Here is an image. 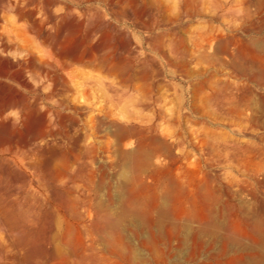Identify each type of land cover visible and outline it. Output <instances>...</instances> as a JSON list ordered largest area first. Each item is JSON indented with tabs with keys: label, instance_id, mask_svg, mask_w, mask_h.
<instances>
[{
	"label": "rangeland",
	"instance_id": "obj_1",
	"mask_svg": "<svg viewBox=\"0 0 264 264\" xmlns=\"http://www.w3.org/2000/svg\"><path fill=\"white\" fill-rule=\"evenodd\" d=\"M183 1L0 0V264H224L239 206L264 219V0ZM154 135L171 149L125 168ZM172 178L197 212L218 195L217 233L173 227Z\"/></svg>",
	"mask_w": 264,
	"mask_h": 264
},
{
	"label": "bare ground",
	"instance_id": "obj_2",
	"mask_svg": "<svg viewBox=\"0 0 264 264\" xmlns=\"http://www.w3.org/2000/svg\"><path fill=\"white\" fill-rule=\"evenodd\" d=\"M193 1H197V0H184L183 1V4L184 6L187 8V9H190L191 8V5H192V2ZM259 3V2H258ZM262 3V2H261ZM258 5V4H257ZM261 7V6H259ZM248 9H251V8H248ZM248 9H244V14L247 15L248 13H250V11ZM261 10V9H260ZM259 10V11H260ZM194 14V12H193ZM192 14V15H193ZM198 13H195V15L197 16ZM13 34V33H12ZM16 34V33H15ZM21 35H19L20 37ZM10 37V36H9ZM8 39V38H7ZM11 39V38H10ZM222 41V40H221ZM219 41V42H221ZM229 41V40H228ZM227 41V42H228ZM25 42V41H24ZM231 42V41H230ZM222 43V42H221ZM229 43V42H228ZM9 44V43H8ZM27 44V43H26ZM231 44V43H230ZM225 45V44H224ZM223 45V46H224ZM217 46V44H216ZM222 44L220 47H223ZM227 46V45H226ZM226 46L225 49L224 48H220V49H224L226 50ZM197 47H200L201 48V45L200 46H197ZM219 46H217L218 48ZM11 49V48H10ZM30 50V49H29ZM223 50V52H225ZM26 52V51H25ZM216 52V50H215ZM217 53V52H216ZM221 53V52H220ZM218 54V55H221V54ZM206 55V53H205ZM214 55V54H213ZM212 55V56H213ZM236 55V54H235ZM207 56V55H206ZM205 56V58H206ZM216 56V55H215ZM214 56V58H215ZM209 58V56H208ZM207 58V59H208ZM212 59V58H210ZM39 60V59H38ZM209 60V59H208ZM221 60V59H220ZM233 60V59H231ZM40 61V60H39ZM224 61V60H222ZM236 61V60H235ZM233 61V64L234 62ZM238 62V61H237ZM224 63V62H223ZM232 63V61H231ZM244 63V61H243ZM233 66V65H232ZM251 66V65H249ZM235 67V66H234ZM233 67V69L235 70V68ZM243 67V66H242ZM248 67V65H247ZM246 67V68H247ZM238 69V68H236ZM250 69V67H249ZM252 69V68H251ZM245 70V69H244ZM255 70V68H254ZM264 70V69H263ZM243 71V69H242ZM246 71V70H245ZM243 71V72H245ZM258 71V70H257ZM239 72V71H238ZM241 72V71H240ZM261 72V71H260ZM258 72L260 75L261 73ZM247 73V72H246ZM256 73V71H255ZM254 72H252L253 77L257 76L258 73H256L255 75ZM264 73V72H263ZM262 73V74H263ZM242 74V73H241ZM249 74V73H248ZM251 74V72H250ZM252 74L250 76H252ZM245 75V74H244ZM259 76V75H258ZM249 77V76H248ZM260 77V76H259ZM250 78V77H249ZM262 78V77H261ZM253 79V78H252ZM245 89V88H244ZM217 91V90H216ZM250 91V89H249ZM249 91L248 89L246 90V96H250L249 94ZM251 93V92H250ZM220 95V92L217 91L215 92L214 96L212 97L213 99H218ZM247 96V99H244V101L242 102H239L238 104L242 107H245L247 110L251 109L250 111L252 110H257V104H255L253 101L249 100L250 98H248ZM204 97V96H203ZM243 97V96H242ZM251 97V96H250ZM252 98V97H251ZM243 99V98H241ZM254 99V98H253ZM261 99V98H260ZM209 99H206L205 102L207 101L208 102ZM219 101H228L227 99L223 98V97H219L218 99ZM255 100V99H254ZM263 102V103H262ZM260 103V105L263 106L264 104V101H262ZM255 105H253V104ZM259 106V105H258ZM261 109V106L258 107V112H260V109ZM262 113L264 112L263 110H261ZM258 112H254V113H257ZM253 113V112H252ZM255 115V114H254ZM260 115V114H258ZM258 115H256L257 117H259ZM253 116V114H252ZM251 116V117H252ZM201 117V115H200ZM250 117V118H251ZM255 117V116H254ZM263 117V116H261ZM264 118V117H263ZM256 119V117L254 118ZM260 119V117H259ZM253 120V118H252ZM258 120V119H257ZM264 120V119H263ZM261 119V122L263 121ZM260 120H258L259 122ZM254 122V120H253ZM252 122V123H253ZM257 122V123H258ZM260 123V122H259ZM261 125V124H260ZM209 127V126H208ZM212 128V127H211ZM118 129V128H117ZM141 131V130H140ZM142 132V131H141ZM140 132V133H141ZM148 132V131H147ZM199 138H198V143L200 144L201 147H206V148H210L211 150H214L215 147L220 144V143H224L226 141V135L224 134H218L215 130L213 129H210V128H206V127H202L200 128L199 130ZM182 134H184L182 131H179V132H176L175 136L176 138H179ZM158 135V134H157ZM150 138V137H149ZM152 141L150 143L155 144V147L152 146V150H150V145L149 142H147V146L148 147V150L146 151L144 148L145 147L142 145V143H139V145L137 146V148H133V150H129V151H123L122 154H119L121 157H122V165L127 168L129 165H130V162L133 160L135 163H136V168L137 169H141V168H144L145 165H149V161L151 162L153 157H157L162 153H167L171 148H170V145H168L169 143H166L165 139H159V138H156V136L154 135V137H152ZM165 138V137H164ZM151 139V138H150ZM148 141V140H146ZM143 142V141H142ZM173 143V142H172ZM172 145H177L176 144H172ZM144 147V148H143ZM173 147V146H172ZM154 148V149H153ZM167 155V154H165ZM169 156V159L173 162H177L179 160V156L176 155V154H168ZM249 157V156H248ZM248 162H251V158H248L247 159ZM149 163V164H148ZM133 167V165H132ZM147 167V166H146ZM145 167V168H146ZM261 167V166H260ZM129 168V167H128ZM131 168V167H130ZM135 168V167H134ZM262 168V167H261ZM261 168H259L258 166H255L254 168L251 169V172L249 174H247V177H251L257 173H259L261 171ZM144 170V169H143ZM174 180V178H172ZM263 180V179H262ZM174 188H175V191H177L181 197L176 201V202H173V208H174V211H176V215L175 217L172 216V223L171 224H174L173 227L176 228V230H180V227H181V223H180V218L182 216H188L189 218H191L192 222L196 223V228L194 229V234L192 235V241L194 242L196 240V237L198 234H200L201 232H207V233H211V234H215L217 233L218 231L214 228L212 222L214 220L213 218V211L215 212V210H213V206L216 204L214 201L216 200L215 199V196L213 198V193L211 194L207 189L205 190L204 194L202 192V195L200 190L198 191V195L197 198L200 199V202H201V205H202V211L201 212H197L195 209L192 208V206L195 205V197H191V198H186L185 197V192L183 189H185V187L183 188V185H182V182L181 180L179 179H176L174 180ZM258 183V181H257ZM260 184H264L263 181H259ZM173 184V183H172ZM197 185V184H196ZM199 185V184H198ZM203 186V185H202ZM201 186V187H202ZM212 187V186H211ZM264 187V186H263ZM214 189V188H213ZM215 190V189H214ZM217 190V189H216ZM213 191V190H212ZM211 191V192H212ZM227 191V190H226ZM200 192V193H199ZM215 194V193H214ZM168 195V194H167ZM218 196V195H217ZM216 196V198H217ZM201 197V198H200ZM174 198V197H173ZM188 199V200H187ZM215 199V200H214ZM218 199V198H217ZM217 201V200H216ZM188 205H187V204ZM215 203V204H214ZM195 207V206H194ZM249 210V209H248ZM239 214H240V217H241V220L240 219H237L235 221H231L230 222V227L228 228H225L222 232H220L219 234V237H220V250L222 253H220L221 255L223 254V252L225 253V250L227 247H231V255H229V257H226L228 258L227 261L224 263V264H264V227L262 226L264 224V219L262 220H258L256 218H252L248 215V212H247V209L245 208V205L244 204H241L239 206ZM253 215V213H251ZM250 214V215H251ZM215 215V214H214ZM251 215V216H252ZM256 215V214H255ZM143 217L144 219H146L147 221H149V224L151 223V219L145 214H140V217ZM260 217V216H259ZM233 218V217H232ZM252 218V219H251ZM157 222L158 223H162V222H165L167 220H169L171 222V219L169 218V215L167 214V212H165V210L162 208L157 216ZM175 219V220H174ZM174 221V222H173ZM262 223H260V222ZM229 223V222H228ZM184 225H187L188 226V223L186 222ZM190 226V225H189ZM188 226V227H189ZM194 226V227H195ZM231 227H235L237 228L239 231L237 232L236 230H231ZM217 231V232H216ZM217 256V255H216ZM225 258V259H226ZM209 264V263H208Z\"/></svg>",
	"mask_w": 264,
	"mask_h": 264
}]
</instances>
